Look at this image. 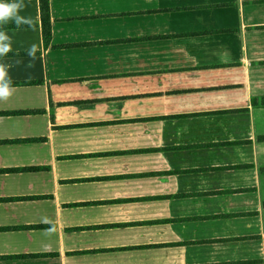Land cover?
Wrapping results in <instances>:
<instances>
[{
  "label": "crops",
  "instance_id": "0c3cea01",
  "mask_svg": "<svg viewBox=\"0 0 264 264\" xmlns=\"http://www.w3.org/2000/svg\"><path fill=\"white\" fill-rule=\"evenodd\" d=\"M25 2L0 264H264V0Z\"/></svg>",
  "mask_w": 264,
  "mask_h": 264
},
{
  "label": "clouds",
  "instance_id": "9594fccd",
  "mask_svg": "<svg viewBox=\"0 0 264 264\" xmlns=\"http://www.w3.org/2000/svg\"><path fill=\"white\" fill-rule=\"evenodd\" d=\"M28 7L29 4L25 0H0V102L10 100L17 90L10 75V70L14 65L4 61V57L14 51V33L9 35L6 25L13 22L17 30L22 26H27L35 31L34 19L30 15H21ZM38 53L43 55V45L40 42H34L27 49V55L31 61H35ZM19 63L20 61H16V64ZM33 66L31 62L26 65L27 68Z\"/></svg>",
  "mask_w": 264,
  "mask_h": 264
},
{
  "label": "trees",
  "instance_id": "16d2710c",
  "mask_svg": "<svg viewBox=\"0 0 264 264\" xmlns=\"http://www.w3.org/2000/svg\"><path fill=\"white\" fill-rule=\"evenodd\" d=\"M39 12L42 23V32L44 38L48 40L49 32V10H48V0H39ZM260 105L264 107V98L260 101Z\"/></svg>",
  "mask_w": 264,
  "mask_h": 264
}]
</instances>
